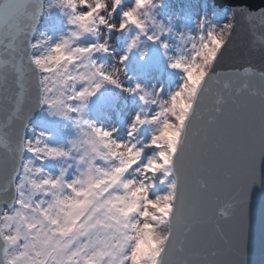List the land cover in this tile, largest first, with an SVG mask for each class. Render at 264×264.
<instances>
[{
	"label": "snow or ice",
	"instance_id": "obj_1",
	"mask_svg": "<svg viewBox=\"0 0 264 264\" xmlns=\"http://www.w3.org/2000/svg\"><path fill=\"white\" fill-rule=\"evenodd\" d=\"M237 29L264 33V5L193 18L163 0H0V264H250L264 36L247 47L259 65H225ZM112 33L126 43L108 67ZM142 43L178 82L122 81ZM106 84L140 102L117 125L87 112Z\"/></svg>",
	"mask_w": 264,
	"mask_h": 264
},
{
	"label": "rangeland",
	"instance_id": "obj_2",
	"mask_svg": "<svg viewBox=\"0 0 264 264\" xmlns=\"http://www.w3.org/2000/svg\"><path fill=\"white\" fill-rule=\"evenodd\" d=\"M167 8L184 15L192 13L195 15L207 13L209 17L213 15L214 7L209 0H163ZM159 11V10H158ZM119 17H116L118 22ZM49 20L42 19L40 31H45L49 28ZM57 30L59 25L57 24ZM49 34L55 35L50 32ZM116 33L109 34L110 54L98 55L97 63H103L108 67L113 66L115 59L118 58L124 51L126 39L123 35ZM142 43L139 49H134L129 53V58L124 63L126 74L122 72L121 79L126 85H132L134 82H139L146 87L153 85L165 89L170 88L174 82H178L179 77L172 74V70L167 67V62L161 58V53L151 45H147V53L143 59L140 58L139 51L144 49ZM119 66V65H117ZM97 96V97H96ZM90 100L87 108L90 119H94L97 123H104L105 126L117 125L120 117L127 118L129 113L135 112L140 107V102L135 95L121 91L111 85L103 86L98 94ZM105 114L111 116V119H105ZM51 125V122H49ZM64 133H57L50 143H60L64 140ZM153 211L151 207L147 209ZM161 231L163 229L161 228Z\"/></svg>",
	"mask_w": 264,
	"mask_h": 264
},
{
	"label": "water",
	"instance_id": "obj_3",
	"mask_svg": "<svg viewBox=\"0 0 264 264\" xmlns=\"http://www.w3.org/2000/svg\"><path fill=\"white\" fill-rule=\"evenodd\" d=\"M212 2L219 8L238 3H248L251 7L264 5V0H212ZM262 36L264 33L259 31L250 36L246 31L237 29L233 36L232 45L224 54L223 63L230 66L251 59L252 63L259 65L260 58L258 55L248 57L246 53L250 44L259 46V38ZM253 191L255 193L258 189ZM249 261L250 264H264V222L261 218L259 197L255 195L250 209Z\"/></svg>",
	"mask_w": 264,
	"mask_h": 264
},
{
	"label": "bare ground",
	"instance_id": "obj_4",
	"mask_svg": "<svg viewBox=\"0 0 264 264\" xmlns=\"http://www.w3.org/2000/svg\"><path fill=\"white\" fill-rule=\"evenodd\" d=\"M163 229V228H162Z\"/></svg>",
	"mask_w": 264,
	"mask_h": 264
}]
</instances>
